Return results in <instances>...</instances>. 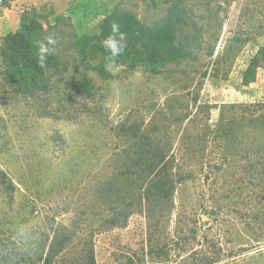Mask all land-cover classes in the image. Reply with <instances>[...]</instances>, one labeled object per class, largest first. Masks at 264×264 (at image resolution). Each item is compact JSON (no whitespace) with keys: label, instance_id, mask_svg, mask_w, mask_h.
Returning a JSON list of instances; mask_svg holds the SVG:
<instances>
[{"label":"rangeland","instance_id":"374dc122","mask_svg":"<svg viewBox=\"0 0 264 264\" xmlns=\"http://www.w3.org/2000/svg\"><path fill=\"white\" fill-rule=\"evenodd\" d=\"M154 1H0V47L24 12L41 25L38 56L37 41H57L33 97L4 84L0 61V264H264V69L242 85L264 48V0H185L200 46L156 74L102 77L81 60L78 39L104 17L152 25L169 6ZM141 141L160 144L179 180L150 221L128 165Z\"/></svg>","mask_w":264,"mask_h":264},{"label":"trees","instance_id":"16d2710c","mask_svg":"<svg viewBox=\"0 0 264 264\" xmlns=\"http://www.w3.org/2000/svg\"><path fill=\"white\" fill-rule=\"evenodd\" d=\"M0 1L8 7L17 0ZM168 5L166 14L152 25L142 24L131 12H111L101 20L93 34H86L78 39L76 45L81 60L84 63L95 61V70L99 75L110 77L108 68L114 65L143 67L156 74L160 68L192 59L194 49L200 46L202 30L190 17L185 0H169ZM113 22L120 25L127 46L124 53L110 65L106 61L107 52L101 42L110 34ZM40 30L41 25L24 12L17 31L6 35L0 47L2 80L14 94L21 97H33L44 92L46 87L42 82L46 68L55 64L52 56L43 65L39 63V56L34 51L33 37ZM261 69H264V48L259 49L251 58L243 73L242 85L249 87L254 84ZM133 146L127 155L128 165L138 171L142 178V190L134 198L140 206H144L140 211L150 221L155 219L158 208L163 209L172 204L179 180L173 172L171 159L159 151L160 144H156L155 149L149 148L150 144L145 141L136 143L135 148ZM129 167L127 173L132 171ZM133 203V199L128 201L129 206L134 205ZM124 226L125 223L115 222L109 228ZM62 249L63 245L56 247L52 241L51 253H59ZM91 264H94L93 260Z\"/></svg>","mask_w":264,"mask_h":264},{"label":"clouds","instance_id":"9594fccd","mask_svg":"<svg viewBox=\"0 0 264 264\" xmlns=\"http://www.w3.org/2000/svg\"><path fill=\"white\" fill-rule=\"evenodd\" d=\"M46 41V42H45ZM45 41H37L39 49V63L43 65L49 55L55 51L57 41L54 37H45ZM102 47L107 52L106 61L111 65L120 57L126 49V37L120 31V25L113 22L110 34L101 42Z\"/></svg>","mask_w":264,"mask_h":264}]
</instances>
